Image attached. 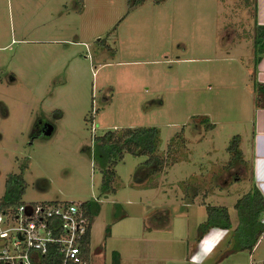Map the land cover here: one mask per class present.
<instances>
[{"label": "rangeland", "instance_id": "374dc122", "mask_svg": "<svg viewBox=\"0 0 264 264\" xmlns=\"http://www.w3.org/2000/svg\"><path fill=\"white\" fill-rule=\"evenodd\" d=\"M253 16V0H0V201L8 175L19 201H95L90 264H110L114 250L116 264H197L192 250L212 246L197 243L206 204L222 205L235 223L205 262L264 260V231L250 250L234 230L233 204L252 187ZM141 126L158 130L155 170L152 153L116 142ZM105 160L113 190L103 192ZM159 202L166 223L145 226Z\"/></svg>", "mask_w": 264, "mask_h": 264}, {"label": "built area", "instance_id": "2783aa9c", "mask_svg": "<svg viewBox=\"0 0 264 264\" xmlns=\"http://www.w3.org/2000/svg\"><path fill=\"white\" fill-rule=\"evenodd\" d=\"M90 224L83 200L0 201V264H90Z\"/></svg>", "mask_w": 264, "mask_h": 264}, {"label": "trees", "instance_id": "16d2710c", "mask_svg": "<svg viewBox=\"0 0 264 264\" xmlns=\"http://www.w3.org/2000/svg\"><path fill=\"white\" fill-rule=\"evenodd\" d=\"M128 2L135 3L140 0H127ZM255 9V0H253V14ZM254 27V36H253V49L255 52L253 66L256 64L257 60L260 58L264 52V26H255ZM255 91L260 92V96H264V85L255 84L252 82ZM158 130L156 126H141V127H127L123 133L122 140L116 141L120 148H127L131 152H135L134 146L140 148L142 153H148L152 156L146 158V163H150L152 160L157 161L156 164L150 165L151 170L157 169V166L160 164V157L153 155L154 150L156 149L155 138L157 136ZM111 136V131L103 133L101 136H97L99 144L102 145L101 149L109 151V147L114 140H109ZM235 140V139H234ZM237 140V139H236ZM238 142L235 143V147ZM97 145V143H96ZM134 145V146H133ZM132 146V147H131ZM228 148L231 150L234 148V145L229 144ZM149 161V162H148ZM113 162V161H112ZM106 163H110L109 160H105L100 163V169L102 171V176L100 178V189L103 192L112 191L110 188V180L112 178V171L109 169L105 172ZM17 176L8 175L5 181V187L8 190V196L3 201H13L17 200L18 194L22 190V185L17 184ZM95 202V201H93ZM89 199L83 200V206L88 213L90 222L92 216L98 211L99 205L94 203ZM236 209L237 217V230L245 235V239L238 243L237 248H249L251 249L254 245L259 234L264 230V223L260 221L261 215L264 213V199L261 196L260 192L255 188L251 187L249 191L242 194L233 204ZM207 215L203 221L204 228L198 232L197 239L201 234L211 226H217L221 228H228L231 226L227 208L222 205H208L206 204ZM86 240L89 238V229L86 230L85 234ZM117 251L111 252V263L116 264L118 261Z\"/></svg>", "mask_w": 264, "mask_h": 264}, {"label": "crops", "instance_id": "0c3cea01", "mask_svg": "<svg viewBox=\"0 0 264 264\" xmlns=\"http://www.w3.org/2000/svg\"><path fill=\"white\" fill-rule=\"evenodd\" d=\"M82 7V5H81ZM253 23L255 26H264V0H255V9H254V16H253ZM253 77L251 79V85L248 88L251 92V96L248 97L247 103L244 105L245 108V115H246V120L249 121L250 123V129L248 138H247V145H248V151L249 155L246 157V160L248 162V170H249V175H250V184L252 187H255L261 194V196L264 199V96H260L259 94H255L252 82L255 84H260L264 85V52L260 56V58L257 60L256 64L253 66ZM247 71V68L245 69ZM256 95V96H254ZM240 148V147H239ZM243 154V153H242ZM200 184L202 185V188L200 189V193L206 194L207 189L206 186L204 185V182L200 181ZM204 187V189H203ZM192 195L190 194L189 200L191 204H193L195 201L194 198H196V195H198L199 191L198 188L192 191ZM97 200V199H95ZM203 204L204 200L202 199ZM159 204L152 203L151 209L152 213L148 216H150L152 219L147 221L145 226H153L155 227H160L161 225H164L166 223L165 221L156 222V219L154 217V210L156 207H159ZM172 208V207H171ZM229 215V214H228ZM263 215V214H262ZM261 215V216H262ZM148 216H144V219H147ZM230 219V218H229ZM231 220V219H230ZM231 225L232 223L230 221ZM169 223H167L165 226H168ZM212 228H216L219 230L218 231H212ZM227 228H221L217 226H211L207 228L197 239V243H199L200 239L203 236L207 237V240L212 243V246L205 250V253L199 249V248H194L192 252L194 253L191 259L195 261L197 264H209L208 262H205L208 257L212 256L216 252V247L218 242L222 240L223 235L226 234ZM264 230H262L263 232ZM258 238V237H257ZM252 249V248H251ZM250 249V250H251ZM195 258H198V260L201 258L202 260L200 262H197Z\"/></svg>", "mask_w": 264, "mask_h": 264}]
</instances>
